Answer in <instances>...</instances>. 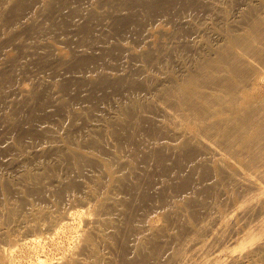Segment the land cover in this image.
<instances>
[{
  "label": "rangeland",
  "instance_id": "1",
  "mask_svg": "<svg viewBox=\"0 0 264 264\" xmlns=\"http://www.w3.org/2000/svg\"><path fill=\"white\" fill-rule=\"evenodd\" d=\"M263 18L264 0H0V261L57 263L95 211L132 214L128 247L150 217L167 236L206 240L248 192L232 174L264 175L263 145L234 143L227 169H211L180 210L186 171L175 175L183 153L163 107L178 113L171 79L200 75L207 62L223 67L234 37L250 61L261 59L264 27L254 28ZM263 208L264 199L240 214L218 242L236 248ZM63 213L74 220L33 226ZM167 238L166 255L175 246ZM247 263L264 264V243Z\"/></svg>",
  "mask_w": 264,
  "mask_h": 264
},
{
  "label": "bare ground",
  "instance_id": "2",
  "mask_svg": "<svg viewBox=\"0 0 264 264\" xmlns=\"http://www.w3.org/2000/svg\"><path fill=\"white\" fill-rule=\"evenodd\" d=\"M262 27L264 18L255 22L254 29ZM238 39L234 37L231 40L234 54L229 51L226 55L225 52L221 54L222 61L219 60V64L223 63V67L215 69L212 63L207 62L201 68L200 75L190 72L186 78L171 79L174 87L168 95L179 109L173 107L179 112L174 113L167 107H163V111L171 123L175 148L183 153V162L177 163L174 169L177 177L180 176V170L186 171L180 176L184 184L178 191V199L174 201H179L180 210L186 209L191 202L188 195L199 196L198 185L207 179L211 169L218 175L227 169L226 164L231 159L225 153L234 143H240V150L262 143L263 146L256 149L264 150V42L259 49L263 54L261 59L250 61L247 48H238L239 43H242ZM224 57L227 61H223ZM204 84L210 85L206 87ZM233 158L236 159L234 155ZM238 158L243 157L238 155ZM232 176L248 188V192L243 196L242 204L229 213V218L220 216L216 219V229H211L206 240L185 239L181 232L167 236L165 225L157 226L153 217H150L141 219V224L149 229L139 232L131 247H128L127 233L131 227L132 214L127 212L123 219L120 214L116 218L103 217L102 214L95 216V211L94 220L87 223L90 230L77 233L72 251L55 264H117L116 260L120 256L122 264H248L247 261L253 258L256 250L264 243V216L247 223V229L242 230V241L236 248L229 247L223 241L218 242V239L229 225L237 224L240 214L258 206L264 199V175L247 169ZM69 214L63 213L66 217L60 214L55 220V216H43L44 221H37L39 223L33 226L39 224L38 228L41 226L42 229L47 227L48 230H54L59 223H69L73 217ZM33 226L29 223V231ZM25 235L15 240L19 241ZM166 237L175 245L167 255L161 251ZM113 244L118 245L119 256L114 255L116 252ZM159 244L164 245L161 247ZM6 261H0V264H11ZM39 261L43 264V260Z\"/></svg>",
  "mask_w": 264,
  "mask_h": 264
}]
</instances>
